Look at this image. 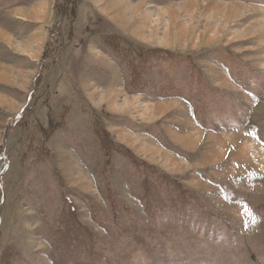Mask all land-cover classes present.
<instances>
[{
	"label": "rangeland",
	"instance_id": "1",
	"mask_svg": "<svg viewBox=\"0 0 264 264\" xmlns=\"http://www.w3.org/2000/svg\"><path fill=\"white\" fill-rule=\"evenodd\" d=\"M55 6L0 0V264H264V0Z\"/></svg>",
	"mask_w": 264,
	"mask_h": 264
},
{
	"label": "trees",
	"instance_id": "2",
	"mask_svg": "<svg viewBox=\"0 0 264 264\" xmlns=\"http://www.w3.org/2000/svg\"><path fill=\"white\" fill-rule=\"evenodd\" d=\"M74 1L75 0H56L55 9H56L57 12H59L60 19L65 16V7L67 5H73ZM61 23H62V20H59L57 22L56 30L53 33V35H56L58 33V29H59ZM109 38H110L109 40L112 41V42L111 41L109 42L110 45H111V43L116 45L115 43L119 42V44H120L121 42H123L122 38L118 34H115V33L112 36H110ZM50 42L48 43L49 46H50ZM47 51H48V49H47ZM47 53H45V56L42 58L40 66H39L38 74L36 75V77L33 80V87H32V89H31V91H30V93L28 95V101L31 99V97H32V95L34 93V89L36 87L37 81L39 79H41L43 65L45 63V59L47 58L46 55H48ZM223 59L227 60L226 57H224ZM232 71H234V73L239 76V74L243 71V68L241 66H234V69H232ZM232 71H231V73H232ZM189 73H191V71H189ZM128 75H129V84H130V80L132 82V80L134 78H133L132 74L131 75L128 74ZM197 83L200 84V82L197 81L195 85H192V84L189 85V86H191V89H193V90H191V91H189L187 93L189 95V97H187L185 99H186V101H188L191 104L193 118L195 119L194 121H196L197 124H199L201 126H205V125L207 126L209 124V121H211V120H213L215 118L214 112L211 111V110H213V108L210 107V103H211V101H213L212 100V96H211V90L209 88H207V87H205L203 85H199ZM249 85L252 86V84H249ZM182 90H183V87H181V86H177V85L173 86V85H171L169 88L167 87V89L163 88V90H162L163 92L162 93H164L166 96H168L169 94H171L173 96L176 93V95L174 97H176V96L180 97L182 95L181 94ZM216 99H215V101L218 102ZM25 111H26V107L22 108V110L17 115L12 117L13 128L19 126V124L22 123L21 121L24 119ZM1 147L2 148H1V153H0V190L2 188L1 187L2 186L1 185L2 181L1 180H2V176H3V172H4V170L7 167V161H6L7 159L5 157V144L3 146H1ZM102 153H103L102 155H103V157L105 159H109V156H111V153L109 151V144L107 142H104V140L102 141ZM141 169H142V167L137 162H135V160H133L131 158L129 159V171H130L131 177L135 178V179H137V177H142L143 178V180H142L143 181L142 186H143V190H144L143 191V195H145V193L148 192V194L146 196L149 197L146 200L145 207H146L147 211H151L150 210L151 207L163 206L164 203L163 202L161 203V200H158V202H156V198L153 195V194H155V192H154L155 191V187H152L150 189V187H149L150 185H148L147 182H146V175H143V174H141V172H139V170L141 171ZM156 180H158V178H156ZM147 186H148V188H147ZM1 191H0V193H1ZM179 198H183V197L181 196ZM188 198H189L188 200H185L188 204H192L194 202V204L197 205V202L192 200L193 199L192 197H188ZM182 204L183 203L180 202V207L183 206ZM169 206L174 208V209L177 208L175 200L169 201ZM124 214L125 213H123L122 216H123V218H126L125 220L128 223L130 222V224H131L132 222H134V224H136V226L138 228L140 227L141 222H139L137 219H134V217L130 218L132 215L129 212L126 215H124ZM146 216L149 218L148 219L149 223H152V219H151L152 217L150 218V214H147ZM125 220H123V222H122L123 225L126 222ZM94 251H96V249H94ZM89 255L91 256V251H90Z\"/></svg>",
	"mask_w": 264,
	"mask_h": 264
},
{
	"label": "bare ground",
	"instance_id": "3",
	"mask_svg": "<svg viewBox=\"0 0 264 264\" xmlns=\"http://www.w3.org/2000/svg\"><path fill=\"white\" fill-rule=\"evenodd\" d=\"M247 149V148H246ZM246 149H243V150H245L246 151ZM248 150V149H247Z\"/></svg>",
	"mask_w": 264,
	"mask_h": 264
}]
</instances>
